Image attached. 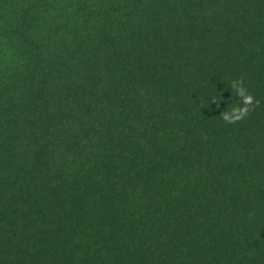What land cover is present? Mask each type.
Segmentation results:
<instances>
[{
    "label": "trees",
    "instance_id": "obj_1",
    "mask_svg": "<svg viewBox=\"0 0 264 264\" xmlns=\"http://www.w3.org/2000/svg\"><path fill=\"white\" fill-rule=\"evenodd\" d=\"M0 264H264V0H0Z\"/></svg>",
    "mask_w": 264,
    "mask_h": 264
},
{
    "label": "clouds",
    "instance_id": "obj_2",
    "mask_svg": "<svg viewBox=\"0 0 264 264\" xmlns=\"http://www.w3.org/2000/svg\"><path fill=\"white\" fill-rule=\"evenodd\" d=\"M248 100L250 101V100H251V98L249 97V98H248Z\"/></svg>",
    "mask_w": 264,
    "mask_h": 264
}]
</instances>
